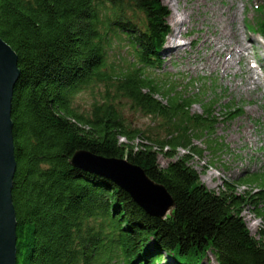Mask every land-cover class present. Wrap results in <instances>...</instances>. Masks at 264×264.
Returning a JSON list of instances; mask_svg holds the SVG:
<instances>
[{
  "label": "trees",
  "instance_id": "1",
  "mask_svg": "<svg viewBox=\"0 0 264 264\" xmlns=\"http://www.w3.org/2000/svg\"><path fill=\"white\" fill-rule=\"evenodd\" d=\"M170 15L163 0H0V37L20 70L16 264H264V231L254 237L243 216L264 202V182L254 195L238 194L234 183L216 192L191 166L201 155L195 140L219 150L210 139L217 109L229 120L244 110L214 82L156 75ZM255 21L250 29L264 37V6ZM122 47L132 61L118 72L109 59ZM97 85L106 87L103 102L81 111L77 95ZM121 100L160 122L156 138L132 128ZM79 151L140 167L168 191L173 212L152 216L112 180L72 166Z\"/></svg>",
  "mask_w": 264,
  "mask_h": 264
},
{
  "label": "rangeland",
  "instance_id": "2",
  "mask_svg": "<svg viewBox=\"0 0 264 264\" xmlns=\"http://www.w3.org/2000/svg\"><path fill=\"white\" fill-rule=\"evenodd\" d=\"M195 1L172 0L169 4L163 0L170 8L171 15L172 9L176 8L174 4L186 12L192 9V14L182 27V37L178 38V42L184 44V50L171 58L166 50L171 44L169 36L161 53L163 64L156 75H174L179 83L183 80L187 82L200 79L210 86L211 82H214L218 93H221L227 102L244 110L239 117L229 120L221 117L220 108L217 109L216 116L219 120L215 124V133L210 139L218 143L216 149L219 150L212 152L207 148L208 141L195 140L193 145L201 150V155H194L191 166L199 172L203 183L211 190L220 192L225 183H234L238 194L254 195L262 190L261 184L264 182V37L256 32L257 28L251 30L250 26L254 27L256 15L264 6V0H205L210 6L208 8L195 4ZM231 3H235L236 11L233 25L240 30L241 39L251 37L257 41L248 43L251 46L249 64L256 71L255 78L261 77V85L247 82V63L243 60L239 62L238 57L229 73H225L223 68L205 66L211 48L203 41V35L213 38L220 35L217 28L222 24L219 14L222 11L230 12ZM171 27L172 35L174 30L172 25ZM229 41L231 45H235L233 39ZM130 61H132L131 52H128L126 47L119 48L109 59L112 67L118 72L127 68ZM214 88L213 86L212 89ZM105 93L104 85L91 86L77 95L76 105L81 111L89 112L94 103L103 102ZM120 106L132 128L141 129L146 135L156 138L159 121L132 111L125 100H121ZM193 112L201 113L202 110L199 106H195ZM158 135L163 139L164 134ZM179 153L188 154L185 149H180ZM159 162L162 167H166L169 160L161 157ZM244 180L246 182H242ZM254 206L252 204L247 207L243 216L252 235L259 238L260 231H264V202L259 204L258 210H255Z\"/></svg>",
  "mask_w": 264,
  "mask_h": 264
},
{
  "label": "water",
  "instance_id": "3",
  "mask_svg": "<svg viewBox=\"0 0 264 264\" xmlns=\"http://www.w3.org/2000/svg\"><path fill=\"white\" fill-rule=\"evenodd\" d=\"M19 78L18 56L0 37V264H16L17 261V220L12 195L17 162L12 103ZM70 163L112 180L152 216L164 219L175 208L165 187L150 180L140 167L127 160L105 159L79 151Z\"/></svg>",
  "mask_w": 264,
  "mask_h": 264
},
{
  "label": "bare ground",
  "instance_id": "4",
  "mask_svg": "<svg viewBox=\"0 0 264 264\" xmlns=\"http://www.w3.org/2000/svg\"><path fill=\"white\" fill-rule=\"evenodd\" d=\"M167 3L171 4L172 0H165ZM195 4L208 6L205 0H196ZM175 5V10H173L172 15L170 16V24L173 26L174 34H170L168 55L174 57L176 54L184 50V44L178 42V38L182 37L183 31L182 27L186 24V21L191 17L192 9L188 12L180 10V7ZM235 3H231L229 11H222L219 14L220 21L222 24L220 27H217L220 31V35L217 38L211 36L203 35L204 42L207 43V46L211 48V54L206 57L205 66H210L213 68H223L225 73H229L231 68H233V62L236 60V57L239 58V62L246 61L247 68L246 73L248 74V83L261 85V77L258 76L255 78L256 71L250 63V49L251 46L248 43H256L254 38H246L245 40L241 39V34L239 29L236 28L233 24L236 19V11L234 9ZM233 39L235 45H231L229 40Z\"/></svg>",
  "mask_w": 264,
  "mask_h": 264
}]
</instances>
